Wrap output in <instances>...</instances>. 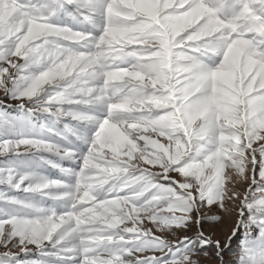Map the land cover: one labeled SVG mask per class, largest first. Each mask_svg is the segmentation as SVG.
<instances>
[{
    "label": "snow or ice",
    "instance_id": "obj_1",
    "mask_svg": "<svg viewBox=\"0 0 264 264\" xmlns=\"http://www.w3.org/2000/svg\"><path fill=\"white\" fill-rule=\"evenodd\" d=\"M0 92V264H264V0H0Z\"/></svg>",
    "mask_w": 264,
    "mask_h": 264
},
{
    "label": "rangeland",
    "instance_id": "obj_2",
    "mask_svg": "<svg viewBox=\"0 0 264 264\" xmlns=\"http://www.w3.org/2000/svg\"><path fill=\"white\" fill-rule=\"evenodd\" d=\"M2 96H3V93L0 92V97H2ZM241 190L243 191V189H241ZM230 227H231V224L230 223H225V224L221 225L219 227V229H218V234L221 237L226 236L229 233V231H230ZM226 258L229 259V260L234 259L233 256H229V257H226ZM201 259H202V264H216V262L213 261V260H208V259L203 258V257Z\"/></svg>",
    "mask_w": 264,
    "mask_h": 264
}]
</instances>
